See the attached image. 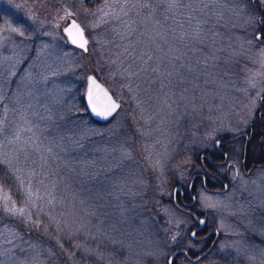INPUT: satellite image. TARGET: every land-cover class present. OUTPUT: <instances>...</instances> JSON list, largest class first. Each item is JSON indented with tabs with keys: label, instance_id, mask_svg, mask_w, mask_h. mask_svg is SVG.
Instances as JSON below:
<instances>
[{
	"label": "rangeland",
	"instance_id": "1",
	"mask_svg": "<svg viewBox=\"0 0 264 264\" xmlns=\"http://www.w3.org/2000/svg\"><path fill=\"white\" fill-rule=\"evenodd\" d=\"M95 1L0 0V168L13 185L1 176L0 264H167L175 247L199 252L173 183L187 187L216 141L264 123L252 4L264 0ZM72 20L86 53L63 34ZM89 75L120 106L105 126L85 117ZM242 143L215 169L225 194L194 189L215 248L175 264H264V166L242 167ZM5 194L23 216L4 210Z\"/></svg>",
	"mask_w": 264,
	"mask_h": 264
},
{
	"label": "flooded vegetation",
	"instance_id": "2",
	"mask_svg": "<svg viewBox=\"0 0 264 264\" xmlns=\"http://www.w3.org/2000/svg\"><path fill=\"white\" fill-rule=\"evenodd\" d=\"M255 1V0H254ZM255 8H258L260 10V28L263 29L264 31V7L261 9L259 6L256 4V2L252 3ZM264 34V33H263ZM260 126H258L256 123H253L249 125V131L247 134H239L235 137L228 138V139H223L220 141H216L219 143V145L214 144V153L210 152H204L201 153L198 157V163L200 170L193 172L191 175V179L188 183L187 187H180L178 193H174L172 191V202L174 203L175 208H177L179 211L184 213L192 222V226L189 229V240L200 247V251L197 253H192L184 248H178L183 249L186 251V254H181L178 257H183L186 260L190 261L191 259L195 258L196 256H199L206 252L209 247L211 246L212 241L215 238V234L211 233L212 230L215 228H212L211 226L208 225L207 221L203 216L201 217V213H198L195 210L196 206V197H195V187L197 184H200L202 190L208 193H213V194H225L223 192V188L225 186L228 187V183L226 180L222 177H220L217 172L215 171L216 168L218 167H224L225 165L228 164V158L230 157L231 151L230 148L228 147L229 144H234V143H239L243 142V147L252 139V132L254 130H257L259 134L261 135V140L264 138V123L260 122ZM241 144V143H240ZM264 148V145H263ZM260 162H252L249 167H262L264 166V151L263 149L260 151L259 154V159ZM262 161V162H261ZM242 163V161H241ZM247 174V173H246ZM196 219H203L204 220V226L202 227L201 230L195 231L198 228V224L196 222ZM194 233L193 236L191 234ZM215 246L213 247V249ZM212 249V250H213ZM210 251V253L212 252ZM209 253V254H210ZM206 255L207 256H209ZM203 257L202 259L206 258Z\"/></svg>",
	"mask_w": 264,
	"mask_h": 264
},
{
	"label": "snow or ice",
	"instance_id": "3",
	"mask_svg": "<svg viewBox=\"0 0 264 264\" xmlns=\"http://www.w3.org/2000/svg\"><path fill=\"white\" fill-rule=\"evenodd\" d=\"M68 15H72V13L69 12ZM10 30L12 32H17L20 35H23V33L17 28H11ZM64 31L69 37L71 43L79 46L80 48H85L87 44V40L84 39L83 29L80 27L79 24H77L75 21H72L71 24L64 29ZM257 39H259V37H257ZM88 83H89L88 101L89 104L91 105L92 111L95 112L97 115H103V116H109L113 112H115L116 109L119 107V105L113 100L112 96H110L109 93L104 88H102L93 77L88 78ZM2 99L3 97H0V100ZM5 112H7V109H5ZM27 130L31 131L30 128ZM2 131H3V121L0 120V132ZM15 138L17 140L20 139L19 130L16 132ZM0 163H3V161H0ZM29 196H31L30 192H29ZM3 200L5 201L4 210L7 213L11 214L12 216L24 215L25 208L17 207L15 203H12L11 207L8 206L10 197L7 194L4 195Z\"/></svg>",
	"mask_w": 264,
	"mask_h": 264
},
{
	"label": "water",
	"instance_id": "4",
	"mask_svg": "<svg viewBox=\"0 0 264 264\" xmlns=\"http://www.w3.org/2000/svg\"><path fill=\"white\" fill-rule=\"evenodd\" d=\"M72 21H74V20H72ZM72 21H70V22L67 24L66 27H68V26L71 24ZM75 22H76V21H75ZM76 23H77V22H76ZM77 24H78V23H77ZM66 27H65V28H66ZM65 28H64V29H65ZM64 29H63V34H64V36L66 37V39H67V41L69 42V44H70L72 47H74V48H76V49H78V50H80V51L86 53L87 50H88V41H87V44H86L85 48H80L79 46H77V45L71 43V41H70L69 37L67 36V34L65 33ZM83 33H84V32H83ZM84 39L87 40L86 37H85V34H84ZM85 49H86V50H85ZM89 77H93V78L96 80V82H97L102 88H104V89L109 93L110 96H112V95L110 94V92H109V91H108V90L102 85V83H101V82H100V81H99L94 75H89L88 78H89ZM88 78H87V80H86V89H85V94H84V102H85V105H86L87 113H88L89 117H90L94 122L99 123V124H101V125L107 124V123H109V122L114 118V116L118 113V111H119V109H120V106L116 109L115 112H113V113H112L111 115H109V116L97 115L95 112H93V111H92V108H91V105L89 104V101H88V88H89ZM112 98H113V96H112ZM113 100L117 103V101H116L114 98H113ZM117 104H118V103H117ZM118 105H119V104H118ZM216 145H218V143H217ZM177 190H179L178 187L175 189V192H176ZM226 190H227V186L224 187L223 191H226ZM196 222H197V224H198V228H197L195 231L201 230L202 227H203L204 224H205L204 221H203L202 219H196ZM195 231L191 234V236L194 235ZM211 233H213V234L216 235L215 239H214L213 242L211 243V246H210L209 249H208L206 252H204L203 254L199 255V256L196 257V258L191 259V261H192L193 263H196V262H197L198 260H200L202 257H204L205 255H207L208 252L211 250V248H212V247L214 246V244L216 243V240H217V238H218L217 231H216V230H212ZM179 254H186V251L183 250V249H179V250L175 251V252H174V253L168 258V260H167V264H172L173 261H174V259L176 258V256L179 255Z\"/></svg>",
	"mask_w": 264,
	"mask_h": 264
},
{
	"label": "trees",
	"instance_id": "5",
	"mask_svg": "<svg viewBox=\"0 0 264 264\" xmlns=\"http://www.w3.org/2000/svg\"><path fill=\"white\" fill-rule=\"evenodd\" d=\"M98 1H100V0H97L95 2H98ZM85 2L88 3V0H85ZM82 104L84 105V101L83 100H82ZM85 117L89 120V118H88V116L86 114H85ZM89 121L92 122L91 120H89ZM93 125L96 126V124H94V123H93ZM256 125H257V129H258V126L261 127V125L258 123V120H257ZM263 145L264 144L262 143L261 135L259 134V132L257 130H254L252 132V139L245 145L244 150H243V153H242V156H241V161L243 163V166L249 167V165L251 164V162H259V160H260L259 159V154H260V151L263 148ZM252 147L253 148H256V153H255L256 156H254L253 159H251V156L252 155H255V154L253 153V151L249 152ZM1 176H4V180L2 181L3 182L2 183L3 185L8 186V187L9 186H11V187L13 186V185H11L12 182L6 177L5 170L3 168H0V179H1ZM176 184H178V183H173V186L176 185ZM176 248H179V247H175V249Z\"/></svg>",
	"mask_w": 264,
	"mask_h": 264
},
{
	"label": "bare ground",
	"instance_id": "6",
	"mask_svg": "<svg viewBox=\"0 0 264 264\" xmlns=\"http://www.w3.org/2000/svg\"><path fill=\"white\" fill-rule=\"evenodd\" d=\"M176 260L174 261V264H175Z\"/></svg>",
	"mask_w": 264,
	"mask_h": 264
}]
</instances>
